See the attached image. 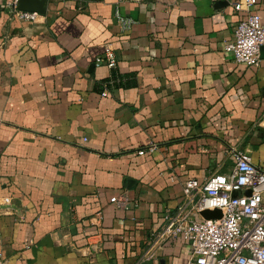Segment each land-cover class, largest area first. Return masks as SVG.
I'll use <instances>...</instances> for the list:
<instances>
[{
    "label": "crops",
    "instance_id": "1",
    "mask_svg": "<svg viewBox=\"0 0 264 264\" xmlns=\"http://www.w3.org/2000/svg\"><path fill=\"white\" fill-rule=\"evenodd\" d=\"M232 1L47 0L22 22L0 0L1 264L187 259L153 241L183 180L227 172L230 147L264 161V45L255 66L223 52Z\"/></svg>",
    "mask_w": 264,
    "mask_h": 264
},
{
    "label": "built area",
    "instance_id": "2",
    "mask_svg": "<svg viewBox=\"0 0 264 264\" xmlns=\"http://www.w3.org/2000/svg\"><path fill=\"white\" fill-rule=\"evenodd\" d=\"M3 1L11 19L33 22L39 18L36 11L18 9L17 0ZM254 1L244 0V3L250 5ZM231 4L245 14L224 42L223 52L236 63L258 65L260 47L264 45V21L257 12L243 8L242 0H233ZM95 62L113 66L112 50L104 49V54L96 57ZM154 148L151 143L136 152L143 154ZM229 151L234 163L227 172L216 171L203 180L195 177L183 180L180 201L164 213L162 224L153 234V241L155 238L184 240L189 254L181 264H264V161L253 162L243 149L230 147ZM110 201L124 208L129 205L119 195L111 196ZM215 208L220 209V217L200 215L204 209ZM150 246L143 251V256L149 253Z\"/></svg>",
    "mask_w": 264,
    "mask_h": 264
},
{
    "label": "water",
    "instance_id": "3",
    "mask_svg": "<svg viewBox=\"0 0 264 264\" xmlns=\"http://www.w3.org/2000/svg\"><path fill=\"white\" fill-rule=\"evenodd\" d=\"M47 0H17L16 7L21 10L36 11L38 13H45ZM249 194V191H246ZM203 218H217L221 216V211L218 208L204 209L200 211Z\"/></svg>",
    "mask_w": 264,
    "mask_h": 264
}]
</instances>
